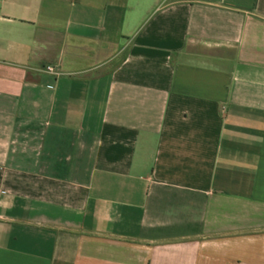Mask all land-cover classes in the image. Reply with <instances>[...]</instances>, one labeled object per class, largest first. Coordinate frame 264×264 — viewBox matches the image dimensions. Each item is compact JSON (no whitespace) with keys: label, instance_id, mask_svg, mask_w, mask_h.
<instances>
[{"label":"crops","instance_id":"0c3cea01","mask_svg":"<svg viewBox=\"0 0 264 264\" xmlns=\"http://www.w3.org/2000/svg\"><path fill=\"white\" fill-rule=\"evenodd\" d=\"M0 264H264V0H0Z\"/></svg>","mask_w":264,"mask_h":264},{"label":"built area","instance_id":"2783aa9c","mask_svg":"<svg viewBox=\"0 0 264 264\" xmlns=\"http://www.w3.org/2000/svg\"><path fill=\"white\" fill-rule=\"evenodd\" d=\"M48 70L53 71V69L51 67H48Z\"/></svg>","mask_w":264,"mask_h":264},{"label":"trees","instance_id":"16d2710c","mask_svg":"<svg viewBox=\"0 0 264 264\" xmlns=\"http://www.w3.org/2000/svg\"><path fill=\"white\" fill-rule=\"evenodd\" d=\"M125 56V53L122 55V58Z\"/></svg>","mask_w":264,"mask_h":264}]
</instances>
